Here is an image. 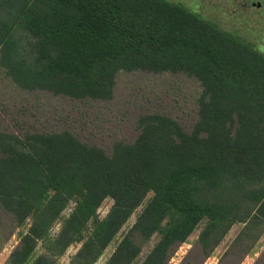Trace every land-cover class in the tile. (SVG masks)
I'll list each match as a JSON object with an SVG mask.
<instances>
[{
    "label": "trees",
    "instance_id": "trees-1",
    "mask_svg": "<svg viewBox=\"0 0 264 264\" xmlns=\"http://www.w3.org/2000/svg\"><path fill=\"white\" fill-rule=\"evenodd\" d=\"M121 71L198 80L196 119L143 113L133 140L106 145L0 129L6 264H58L70 245L68 264H94L120 232L104 264H134L152 237L139 264H168L200 226L179 264H202L243 224L216 263L240 264L264 234L263 47L181 1L0 0V73L17 87L107 101Z\"/></svg>",
    "mask_w": 264,
    "mask_h": 264
},
{
    "label": "rangeland",
    "instance_id": "rangeland-1",
    "mask_svg": "<svg viewBox=\"0 0 264 264\" xmlns=\"http://www.w3.org/2000/svg\"><path fill=\"white\" fill-rule=\"evenodd\" d=\"M195 8L221 26L241 34L264 49V0H174ZM202 92L198 80L183 73H152L145 71L117 74L110 100H72L45 91H27L17 87L8 76L0 73V129L24 133L26 131H52L69 129L81 140L106 145L112 140H133L138 133L137 119L140 114L164 112L174 117L182 126L189 128L196 119L197 98ZM2 107L3 108L2 110ZM111 205L106 199L99 209L105 215ZM140 206L129 218L121 231L134 221ZM67 211L62 213L66 216ZM243 224H234L210 257L202 264H216L228 249ZM62 219H58L53 233L60 231ZM202 226L197 228L183 243L168 264H179L186 252L197 240ZM25 228H20V231ZM117 238L100 254L94 264H104L111 254ZM18 235L0 245V264H6L9 253L17 243ZM156 237L145 245L134 264H139L153 246ZM70 245L58 264H68L77 250ZM264 249V234L254 250L240 264H253Z\"/></svg>",
    "mask_w": 264,
    "mask_h": 264
}]
</instances>
